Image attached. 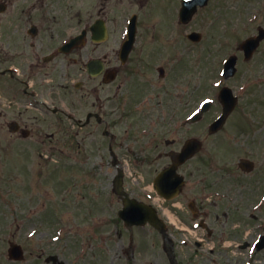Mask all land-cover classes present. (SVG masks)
<instances>
[{
	"label": "rangeland",
	"instance_id": "374dc122",
	"mask_svg": "<svg viewBox=\"0 0 264 264\" xmlns=\"http://www.w3.org/2000/svg\"><path fill=\"white\" fill-rule=\"evenodd\" d=\"M99 1L88 3L91 5L86 6L84 13H90L93 19L97 15L96 7H103L102 13L107 15L116 37L121 34L124 18L136 12L139 14L138 36L154 38L163 54L164 65L170 68L174 61V69L179 70L181 76L188 75L195 103L192 98L190 103L188 99L181 103V98L177 102L180 115H185L195 104L198 107L202 99L213 100L212 107L195 124L196 137L202 140L204 148L190 162L202 169H192L189 162L183 172L186 170L188 176L190 171L196 176L203 172L209 176L208 181L215 183L213 187H204L205 190L197 191L198 187L192 190L202 198L207 195L204 204L212 212L220 213L208 219L220 232L209 239L201 229L184 230L176 240L168 234L157 236L149 227L123 230L116 216L117 226L114 216L108 214L118 211L120 202L113 203L112 211L106 207L110 202L109 187L114 170L107 167L108 153L96 150L102 141L95 146L93 126L84 131L80 148L84 170L78 171L75 182L76 189L83 187L88 194L97 195L99 190L101 202L97 199L94 206L89 203L93 199L82 198L79 210L71 208L74 214H65L61 187L70 179L72 170L57 167L61 158L56 162L55 151L48 156V149L64 147L55 137L46 136L55 131L54 126L42 119L43 113H38L37 118L41 119L34 124L42 132L40 138L13 136L7 126L0 124V264H51L45 260L49 254H57L64 264H244L242 261L248 255L240 254L243 250L236 248L237 244L249 243L259 233H264V40L247 61L243 60L238 45L245 37L255 34L257 26L264 27V0H210L206 6L198 8L187 24L177 23L180 0H105L103 4ZM191 31L201 33L200 41L187 39L186 34ZM147 41L149 39L144 43ZM87 50L91 55V46ZM229 54L238 55V71L233 77L223 79L220 76L222 61ZM182 79L180 77L179 83ZM222 85L230 86L239 101L223 130L211 136L206 131L207 122L219 114L221 107L216 95ZM179 91L184 92L182 88ZM9 103L6 99L0 100V109L8 112L7 120L18 110L17 104L9 107ZM188 104V108L182 107ZM34 112H27L26 116ZM240 158L252 160L254 170L247 174L240 171ZM168 161L169 158H165V163ZM155 167L145 165L138 171L131 168L128 181L136 178L141 183L151 181ZM143 184L151 187L150 182ZM259 199L263 204L257 209ZM157 203L161 201L153 204ZM223 213L228 216H221ZM94 214L101 216H92ZM239 216L241 222L236 223ZM56 217L63 219L66 226L70 222L69 234L59 230L64 224L57 223ZM78 223L81 226L77 230ZM98 233L100 239H97ZM179 238L191 246H180L178 253H173L171 246L180 244ZM197 239L201 245L195 246ZM9 242L22 246V260L8 258ZM227 242L233 246L225 248L223 245ZM212 244L216 245V251L209 250ZM234 252L240 254L241 259L234 257ZM252 259V264H264V248L255 251Z\"/></svg>",
	"mask_w": 264,
	"mask_h": 264
},
{
	"label": "flooded vegetation",
	"instance_id": "af4514ba",
	"mask_svg": "<svg viewBox=\"0 0 264 264\" xmlns=\"http://www.w3.org/2000/svg\"><path fill=\"white\" fill-rule=\"evenodd\" d=\"M85 1L0 0V100L9 101V107L15 103L18 109L9 120L8 112L0 109V124L9 126L16 123L18 129L11 134L13 136L20 137L27 130L28 136L36 135L37 138L42 134L34 124L41 119L37 118L38 113H43L42 119L53 124L55 131L48 132L46 136L55 137L64 148L48 149V156L55 151L56 162H59L58 157L61 158L57 167L72 170L70 179L61 187V201L70 215L74 214L71 208L79 210L82 198L93 199L89 203H94V206L97 199L101 202L99 190L95 195L86 193L83 187L76 189L78 171L84 170L80 148L86 127H94L95 146L102 141L96 150L108 153L110 160L106 164L114 174L119 170L131 171V168L138 171L145 165H151L157 166L153 169L155 176L171 164V157L182 149L186 140L196 137V122L189 120L196 104L185 115H180V106L179 109L177 106L181 98V103L187 99L190 103L191 98L195 103L188 75L181 76L179 70L174 69V61L172 67H166L155 42L144 43L150 38L136 36L124 61L120 56L124 38L121 35L115 37L111 23L107 25L108 37L105 40L94 42L86 35L83 42L77 40L65 47L84 31L90 34L94 20L90 15L85 16ZM104 1L99 2L103 4ZM103 9L96 7L97 15L108 20L102 13ZM90 46L91 55L87 50ZM91 60L95 61L93 75L88 72ZM180 77L183 78L181 83ZM179 88L184 92L180 93ZM182 107L186 109L189 104ZM32 111L34 114L26 116ZM39 142L44 141L39 139ZM197 155L178 166L183 185L170 200L143 184L151 183L154 176L151 181L142 180V183L138 178L128 181L130 175L127 174L123 177L124 191L131 198L147 204L161 201V204L157 203L158 215L167 222V233L176 240L182 231L193 228L201 229L209 239L220 232L208 221L209 216H220V213L212 212L204 204L207 195L202 198L192 190L210 188L215 183L208 181L209 176L203 172L199 176L192 171L189 176L186 170L183 172ZM165 158H169L167 163ZM190 166L194 170L202 169L196 163ZM100 167L103 166L100 164ZM109 194L113 203L117 200L122 202L113 191L112 180ZM164 206H167L166 210ZM114 213L109 212L108 216ZM169 214L175 216L176 226L171 225ZM221 216H228V213ZM207 237L203 238L207 240ZM179 240L183 241L182 245L173 243V253H178L180 246H191L185 239ZM196 245H201V242L196 240ZM223 246L228 248L229 245ZM212 247L217 249L216 245L209 246L210 251H216ZM236 248L244 246L237 245Z\"/></svg>",
	"mask_w": 264,
	"mask_h": 264
},
{
	"label": "water",
	"instance_id": "95a60500",
	"mask_svg": "<svg viewBox=\"0 0 264 264\" xmlns=\"http://www.w3.org/2000/svg\"><path fill=\"white\" fill-rule=\"evenodd\" d=\"M188 15L189 13L187 12V14L184 16L183 10H181V18L185 19L188 17ZM102 34L105 35L104 29H102ZM256 45H257V42L254 40V44L250 47V50L253 49ZM227 68L233 70L231 65H227ZM228 73L231 74L233 72H228ZM221 97L224 103V109H223L224 113L223 115H221V117L216 122H214L211 125V130H216L222 124V122L224 121V118L226 117V115L229 113V111L235 104V98H233L231 95L229 96L222 95ZM198 148H199V143L197 141H190L185 147V149L183 150V153L181 154V156L176 159V162L173 165V167H175L179 162H182L187 156L191 155L190 153L197 150ZM242 164H245V163L242 162ZM170 170H173V168L168 169L166 172L169 173L171 172ZM119 186H120V181L117 182L118 188L116 189L118 193H120ZM119 214L127 224H144L146 221H149L156 228L163 229V223L161 222V220L157 218L155 211L152 208H150V206H146L142 203H138L127 197L124 198V206L119 211ZM51 258L53 260H56V256H53ZM59 264H62V262H60Z\"/></svg>",
	"mask_w": 264,
	"mask_h": 264
}]
</instances>
